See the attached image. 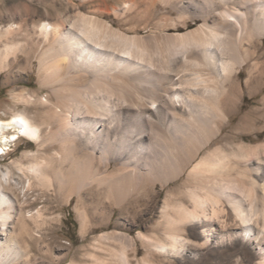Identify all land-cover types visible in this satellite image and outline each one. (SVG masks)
<instances>
[{
    "label": "bare ground",
    "instance_id": "bare-ground-1",
    "mask_svg": "<svg viewBox=\"0 0 264 264\" xmlns=\"http://www.w3.org/2000/svg\"><path fill=\"white\" fill-rule=\"evenodd\" d=\"M160 3L175 17L163 18L145 35L82 13L70 21H33L32 30L46 44L39 60L40 85L48 86L52 96L41 103L45 121L37 123L24 113L0 120V156L20 138L39 147L44 141L56 142L55 156L30 163L29 175L48 186L54 177L68 202L76 196L81 204L84 197L104 207L119 206L130 193L164 187L186 175L181 186L190 207L179 201L182 196L175 189L178 210L174 216L164 213L163 234L172 241L170 248L185 223H200L203 243L214 241L213 224L224 223L221 217L228 207L236 232L221 236L219 243L225 236L246 239L255 255L251 264H264V202L256 235L250 226L255 190L242 178L257 176L264 198V144L239 146L237 153L219 146L206 150L235 107L239 69L246 67L248 92L264 77V0ZM13 17H4L9 18L0 31L4 42L20 30ZM16 49L14 41L12 47L5 45L1 67ZM21 99L35 103L23 93ZM249 118L247 114L243 121ZM45 126L49 130L43 139ZM59 159L67 168L54 169L49 176L47 171ZM12 183L10 170H0V264H32L30 243L24 238L33 240L26 222L33 216L15 194L19 183ZM83 216L82 224L87 221Z\"/></svg>",
    "mask_w": 264,
    "mask_h": 264
},
{
    "label": "rangeland",
    "instance_id": "rangeland-1",
    "mask_svg": "<svg viewBox=\"0 0 264 264\" xmlns=\"http://www.w3.org/2000/svg\"><path fill=\"white\" fill-rule=\"evenodd\" d=\"M76 13L97 17L122 31L134 28L132 34L136 35L154 30L165 17H175V13L160 0H0V31L9 23V18L5 20L4 17L11 14H14L12 19L20 27L14 37H9V42L0 40V51H4L5 45L12 47V41L17 44L15 52L11 50L6 62L0 66V120H8L18 113L26 114L37 123L45 119L46 107L41 103L47 104L44 100L52 94L48 86L40 85L42 73L39 60L46 44L37 29L32 30V26L37 20L47 17L53 22L59 17L70 21ZM190 25L193 27L194 23ZM263 51L264 44L260 49V52ZM239 71L240 74L235 77L239 90L235 107L228 113V121L221 133L206 150L219 146L226 153H237L239 146L264 144V77L252 92H248L244 83L246 67ZM22 93L27 97L29 95L35 103H25L21 99ZM247 114L250 118L244 122ZM238 126L241 128L237 129ZM48 130L47 126L43 128V139H46ZM41 144L39 147L32 140L20 138L11 144L5 155L0 156V170H10L11 182L19 183L15 190L18 201L29 213L27 215L33 216L27 217L26 221L33 240L24 238L30 243L32 264H251L254 260L255 255L246 239L225 236V240L219 243L221 236L236 232L231 228L234 223L227 215L230 213L228 207H224L227 213L221 217L224 226L219 225L221 222L213 224L216 230L214 241L203 243L199 234L202 229L200 223H185L176 235L178 239L174 248H170L172 241L163 232L167 226L164 213L174 216L179 201L190 207L185 189L181 186L186 175L164 187L157 185L145 193H130L119 206L104 207L84 197L80 204L76 196L68 202L67 192L59 191L54 177L48 186L29 175L27 166L30 163L48 160L58 150L56 142L44 141ZM260 152L262 154L263 150L260 149ZM66 168V163L54 160L47 174L52 176V170L64 172ZM236 174L241 176L240 172ZM242 178L248 185L251 182L255 190L254 217L250 226L257 235L264 198L257 176L251 173L242 175ZM175 189L182 196L179 201L174 195ZM90 194L93 195V192ZM97 195L104 200L102 194ZM37 212L41 214L40 218L36 217ZM81 215L87 217L84 224ZM155 244L167 248L158 250Z\"/></svg>",
    "mask_w": 264,
    "mask_h": 264
}]
</instances>
